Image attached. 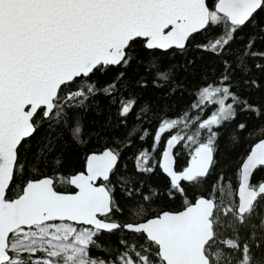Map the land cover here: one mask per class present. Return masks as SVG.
Segmentation results:
<instances>
[{
  "label": "snow or ice",
  "instance_id": "obj_1",
  "mask_svg": "<svg viewBox=\"0 0 264 264\" xmlns=\"http://www.w3.org/2000/svg\"><path fill=\"white\" fill-rule=\"evenodd\" d=\"M0 264H264V0H0Z\"/></svg>",
  "mask_w": 264,
  "mask_h": 264
}]
</instances>
